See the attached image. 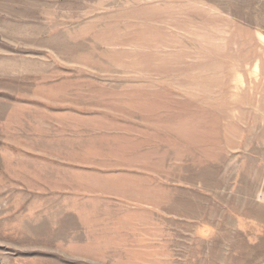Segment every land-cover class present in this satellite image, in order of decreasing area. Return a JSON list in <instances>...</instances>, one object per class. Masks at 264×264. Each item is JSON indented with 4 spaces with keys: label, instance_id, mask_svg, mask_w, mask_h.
<instances>
[{
    "label": "rangeland",
    "instance_id": "1",
    "mask_svg": "<svg viewBox=\"0 0 264 264\" xmlns=\"http://www.w3.org/2000/svg\"><path fill=\"white\" fill-rule=\"evenodd\" d=\"M0 264H264V0H0Z\"/></svg>",
    "mask_w": 264,
    "mask_h": 264
}]
</instances>
